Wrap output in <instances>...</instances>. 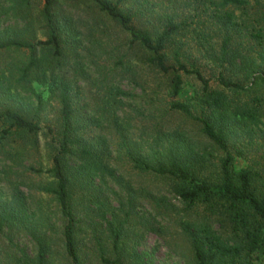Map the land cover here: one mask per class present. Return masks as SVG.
<instances>
[{
	"label": "trees",
	"instance_id": "1",
	"mask_svg": "<svg viewBox=\"0 0 264 264\" xmlns=\"http://www.w3.org/2000/svg\"><path fill=\"white\" fill-rule=\"evenodd\" d=\"M4 1L18 23L0 26V154L41 172L21 160L38 149L46 122L51 178L36 189L54 203L53 210L22 216L24 193L4 176L12 190L0 204V233L17 227L35 246L33 257L22 251L9 263L55 264L59 243V264H152L130 246L127 231L142 224L163 232L134 210L139 194L153 193L144 186L137 193L127 182L126 201L114 200L106 185L117 180L120 165L169 181L182 204L183 215L172 219L185 264H262L264 93L255 82L264 67V8L250 0ZM98 53L106 55L101 66ZM88 57L103 75L100 115L79 104ZM203 59L221 70L205 76ZM146 68L167 94L154 101L160 87L151 88L155 95L135 133L134 118L123 110L128 94L113 86L112 71L140 85ZM190 75L198 93L176 100ZM34 83L55 96L51 120L40 94L36 103L19 96L34 92ZM236 158L244 165L237 167ZM152 198L157 208L176 209L164 196Z\"/></svg>",
	"mask_w": 264,
	"mask_h": 264
},
{
	"label": "rangeland",
	"instance_id": "2",
	"mask_svg": "<svg viewBox=\"0 0 264 264\" xmlns=\"http://www.w3.org/2000/svg\"><path fill=\"white\" fill-rule=\"evenodd\" d=\"M250 3H252L254 7L264 8V0H250ZM17 23V15L7 8L6 1L0 0V26L4 28L14 26ZM39 38L43 39L44 37L39 34ZM82 54L85 57L84 51ZM97 56L99 58L96 57V62L101 66L105 61L104 57H106V55H101L98 53ZM195 56L197 55L195 54ZM88 59L89 57L83 59V68L84 70L88 71L87 80H82L77 83L80 86L85 87L83 90V95L80 96L79 104L81 106L83 104L85 105H83V111L87 109L88 115L92 113L95 115H100L98 110L102 103L99 102V100H96L99 98H96V96L101 93L103 94V90H99L103 84V75L97 71L99 69L98 65H93L92 61L90 62ZM111 62V60L106 62V64H108L107 66L110 67ZM199 62L203 68V74L207 77L213 75L222 68L221 66L212 65L207 61V59H203L202 61L199 60ZM255 67L258 68L257 65ZM259 68L261 70V74L257 75L255 82L257 88L255 89H258L260 93H264V79L260 78V76H263L264 78V67L262 68L259 66ZM140 70V85H137L134 81L130 80L129 74H119L117 71H112L115 73L114 75L112 73V83L115 84L113 86H118L121 90L128 94L122 99L124 102L123 110L129 116L134 118L131 130L135 133H138V128H141L142 124H144L143 122L139 121L141 118L140 112L145 111L146 105L148 101H150L149 99L155 95V92H153L151 88L154 86L160 87V89H155L159 96L154 99V101H160L167 94L163 88L164 86L162 87L161 82H159V80H157L158 82L155 81V78H157L155 74H153L148 68ZM250 80L251 78H246L244 79V82L249 84ZM199 87V82H197L194 76H185L181 91L175 97V99L178 101L189 100L193 95L198 93ZM33 88L34 92L21 90L19 96L26 102L36 103L37 94H40L42 98L47 101V109L45 111L47 118L49 120L53 119L54 110L56 111L57 108L56 102L53 99L55 98L54 94H52L48 89V86L44 84L42 85L34 83ZM135 109H137V111H135ZM178 120L181 121L180 119ZM45 124L46 122L41 123L43 128L40 133L38 149L21 160L22 164H33L35 168L41 167V172L26 170L24 169L23 165L13 163L12 161L5 159L0 154V173L2 175V179H0V204L2 201L8 199L11 195L12 189L9 186L10 183L5 179L6 177H4L7 176L13 181L19 182V187L17 188L21 190L22 193H24L26 198L25 211H19L22 216H29L40 211L45 213L47 211L53 210L54 207V203H52L50 200H47L49 196L36 189L38 184H45L51 178L49 177V173L45 171L50 167L48 153L45 148V143L50 141V136L47 135L44 138L43 134L48 132ZM260 127L264 128V125H260ZM194 133L197 132L194 131ZM235 165L240 167L244 165V161L240 158H236ZM119 167L115 171L117 180H111L110 184L106 185L110 186L109 190L111 192V196H113L114 200L124 199L126 201L127 190L125 189V185L127 182L132 184L135 190L136 187H146V189L151 191L153 194L146 192V197L139 194L138 202L135 204L134 210L138 215L143 216V218L145 217L146 222H150L149 226L161 228L163 231L161 234H157L150 230L148 225H146L145 229L142 224H136L127 231L130 237V241L128 242L130 246H134L136 252L141 254L144 260L151 261L152 264H185L184 258L180 256L182 250V241L177 234L179 228L172 219L173 217L179 218L183 215L182 212L179 211L182 204H180L177 196L174 193L169 192V181L160 177H155L153 175L137 174V171L131 169L129 166L119 165ZM111 188L114 191H111ZM137 191L138 189L136 192ZM152 195L155 198L164 196L166 201L174 204L177 210H165L163 208H157ZM114 202L115 203L113 204L116 206L117 202ZM119 215L121 218L122 213L119 212ZM9 238H11V241ZM53 249L56 251L55 264H59L61 261H63L61 244L57 243V245L53 246ZM22 251L31 257H33L35 254L34 242L29 235H25L23 232H21V230L17 229V227H13L11 233H7L6 235L0 233V261L2 264H10L9 260L20 257ZM93 262L97 263L94 260ZM262 264H264V258Z\"/></svg>",
	"mask_w": 264,
	"mask_h": 264
}]
</instances>
